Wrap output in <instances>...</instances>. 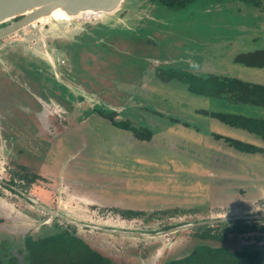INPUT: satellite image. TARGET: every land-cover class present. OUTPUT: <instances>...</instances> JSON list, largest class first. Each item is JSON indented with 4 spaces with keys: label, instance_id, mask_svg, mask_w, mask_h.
<instances>
[{
    "label": "rangeland",
    "instance_id": "rangeland-1",
    "mask_svg": "<svg viewBox=\"0 0 264 264\" xmlns=\"http://www.w3.org/2000/svg\"><path fill=\"white\" fill-rule=\"evenodd\" d=\"M222 6L196 0L169 12L147 0H126L104 20L37 23L1 39L0 84L13 86L0 100V129L6 131L1 132L6 140L0 141V176L15 179L71 219L107 227L157 231L264 211V139L214 114L264 118V108L193 93L188 83L165 80L158 69L264 83V68L234 60L240 51L264 47V13L231 0ZM108 30L123 34L112 37ZM26 69L39 73L45 98L30 95L32 88L21 82ZM52 80L86 100L64 103L60 95L69 93ZM24 94L30 100L24 101ZM95 108L128 124L114 123ZM228 140L260 150H242ZM18 174L39 178L29 183ZM114 208L144 213L128 219ZM67 225L48 220L41 209L0 186V239L15 247L25 235ZM75 229L115 264H160L189 254L196 244H218L200 240L194 228L157 238ZM249 243L232 235L221 244L235 250Z\"/></svg>",
    "mask_w": 264,
    "mask_h": 264
},
{
    "label": "trees",
    "instance_id": "trees-1",
    "mask_svg": "<svg viewBox=\"0 0 264 264\" xmlns=\"http://www.w3.org/2000/svg\"><path fill=\"white\" fill-rule=\"evenodd\" d=\"M196 0H150L161 8L169 10H181L193 5ZM202 1V0H199ZM219 3L220 7L226 0H213ZM239 2L244 7L253 9L259 13H264V0H231ZM228 4V3H227ZM229 10V9H228ZM262 15V14H261ZM110 33V30H108ZM115 32V31H112ZM238 63L251 67L264 68V47L238 52L234 56ZM163 79H177L189 84V90L208 96H224L228 101L240 105L264 108V83L253 82L235 76L193 73L185 69L167 67L163 71ZM94 112L101 114L107 119H113L114 123L120 122L127 125L126 121H115L116 119L108 112H103L101 108H95ZM230 124L240 126L264 139V118L256 116H246L243 114L214 113ZM128 120V119H127ZM128 129H133L128 126ZM132 131V130H131ZM147 132V130H145ZM134 134L143 132L133 129ZM230 144L247 151H259V147L245 144L239 140H228ZM29 183L34 182L39 177L35 174L21 175ZM144 212L135 209H126L122 214L127 218L141 216ZM70 225L55 231L49 235H25L22 241L20 253L24 252L23 264H115L113 258L102 253L100 247L87 243L80 237L75 229L71 230ZM194 235L202 241L218 242L214 244H196L189 254L171 258L161 259L160 264H264V245L259 244L263 237L256 233L264 230V225L246 220H236L213 225H200L193 227ZM255 233V234H253ZM250 240L253 243L246 244L239 249L231 250L221 243L229 241L232 235ZM0 264H20L18 257L7 245L3 246L0 239Z\"/></svg>",
    "mask_w": 264,
    "mask_h": 264
},
{
    "label": "water",
    "instance_id": "water-1",
    "mask_svg": "<svg viewBox=\"0 0 264 264\" xmlns=\"http://www.w3.org/2000/svg\"><path fill=\"white\" fill-rule=\"evenodd\" d=\"M126 0H0V24H4L0 27V40L6 36H9L13 33H16L19 30L25 29L29 27L31 24L35 22H40L39 20L43 17L49 18V15L55 11L56 9H60L68 16L72 18L69 20L71 22H82V21H92L85 20L83 18H78L77 16L80 14H88L93 18H101L104 20L117 11H119L125 3ZM99 17H95L98 16ZM101 15V16H100ZM48 16V17H46ZM79 19V20H78ZM0 183L5 186H8L10 189L18 193L20 196L25 198L32 205L41 209L42 211L47 212L50 217L60 219L62 222L66 224L76 225L81 228H89L91 230L110 232L115 234H123V235H131V236H139V237H150L156 238L169 234L177 233L178 231H182L188 228L200 226V225H213L215 223L227 222L230 220L236 219H249L251 218L248 215L241 216H229V217H221L216 219H206L199 220L197 222H189L180 224L165 230L157 231V232H140V231H130V230H122L115 228H108L99 225L83 223L77 221L75 219H71L61 213H59L56 209H51L44 205L41 201H39L35 196L30 195L28 192L22 190L21 188H17L0 178ZM256 218L264 217V215L254 216ZM19 263L23 264V254H16Z\"/></svg>",
    "mask_w": 264,
    "mask_h": 264
},
{
    "label": "flooded vegetation",
    "instance_id": "flooded-vegetation-1",
    "mask_svg": "<svg viewBox=\"0 0 264 264\" xmlns=\"http://www.w3.org/2000/svg\"><path fill=\"white\" fill-rule=\"evenodd\" d=\"M148 1V3L149 4H152V5H155V6H157L158 7V5L157 4H155V3H153V2H150V0H147ZM215 4V3H214ZM217 6V5H216ZM163 9H166V10H168L169 12H171V10H169V9H167V8H163ZM148 21H150V22H153V20H150V19H148ZM85 23H87V22H89V21H84ZM39 24H42V22H38ZM5 24V23H4ZM4 24H0V27L1 26H3ZM36 24L37 23H33V24H31L30 26H36ZM49 24V23H48ZM146 28V27H145ZM150 27H148V28H146V29H149ZM150 30V29H149ZM112 31H115V32H112ZM102 30H100V31H97L96 33H98V34H102ZM149 32V31H148ZM114 33H117V34H123V32H120V31H117V30H110V33H108V31H107V33L106 34H112V37H113V35H114ZM150 33V32H149ZM90 35H92V33L91 34H87L85 37L86 38H90ZM145 37L147 38L148 37V34L147 35H145V36H142V37H139L141 40H144L145 39ZM85 41V40H84ZM86 43V42H85ZM67 46V45H66ZM75 48H78V46L76 45L75 46ZM58 50H61V49H58ZM77 52V51H76ZM76 52H75V54H76ZM35 64V63H34ZM167 67H169V66H163V67H158V69L159 70H161V72L163 73V71L165 70V68H167ZM32 75H34V77H31ZM38 75H39V73L37 72V70H34V71H32V70H25V74H24V76H22V78L24 77V81L22 80L21 82H23L24 84H27V86L29 87V88H32V90H28L29 92H30V95H32V93H36V94H38V95H40L41 97H43V98H45L44 97V95H45V93H46V87L43 85V83H42V81L39 79V77H38ZM70 78L71 79H76V77H74V76H70ZM39 80V81H38ZM72 82H74V81H72ZM52 83H55L56 85H58L60 88H61V91H62V89H66V91L69 93V95H65L64 93H62L60 96L62 97V101L65 103H69L72 99H74V98H76V102H78L79 103V101H81V102H84L86 99V96L85 95H83V94H77L76 95V97L74 96V94L70 91V90H68L67 89V86L65 85H61V84H59L58 83V81H55V80H52ZM2 85H4V87L3 88H0V100L2 99V97H5V95H4V93L10 88V90H11V87L13 86V84H10V81H3V84H0V87L2 86ZM38 85H39V88H41V90H37L36 88H38ZM17 86L15 85V88H16ZM18 89H21L20 87H17ZM76 88V87H75ZM10 90H9V92H10ZM44 90V91H43ZM25 91H26V89H25ZM35 91V92H34ZM40 91V92H39ZM56 91L57 90H55L54 91V93H53V95H56L55 93H56ZM8 92V91H7ZM8 92V93H9ZM13 92H15V93H18L19 94V92L18 91H16L15 89L13 90ZM15 93H14V95H15ZM40 93H43V95L42 94H40ZM9 96H11V95H9ZM67 98H66V97ZM24 101H27V99L28 98H30V96H29V94H27V99H26V96H25V94H24ZM46 99L48 100V96L46 97ZM28 100H30V99H28ZM31 100H35V102H37L36 101V98L35 97H33V96H31ZM4 120V116L2 115L1 116V120L0 121H3ZM117 121H120V120H117ZM1 132H5V134H6V131L4 130V131H2L1 129H0V141H3V140H6V138H2L1 136ZM4 134V135H5ZM2 149L4 150V151H6L5 149L6 148H3L2 147ZM18 175H20V174H18ZM20 177H21V175H20ZM0 178L3 180V181H5V182H7V183H9V184H11V185H13V186H16L17 188H21V186H19L18 185V183H16V180L15 179H13V180H11V179H6L5 177H3L2 175L0 176ZM22 179H24V178H22L21 177V180ZM0 186L3 188V189H7V190H9L10 192H12V193H14V194H16V195H18V196H20L18 193H16L15 191H13L12 189H10L8 186H5V185H3L2 183H0ZM23 187V186H22ZM22 190H24L23 188H21ZM62 189H60L59 191H60V197H59V194L57 195V197H58V200H59V204H60V200H61V193H64L63 191H61ZM24 191H26V190H24ZM89 191H90V189H89ZM27 192V191H26ZM21 198H23L22 196H20ZM25 199V198H24ZM26 200V199H25ZM27 201V200H26ZM30 203V202H29ZM45 205V204H44ZM34 206V205H33ZM47 206V205H46ZM36 207V206H35ZM48 207V206H47ZM37 208V207H36ZM50 208V207H49ZM39 209V208H38ZM51 209H56L57 211H58V209H57V207H55V208H51ZM264 209V208H263ZM112 210H115V212H117V213H119L120 215H122V216H124V214H122V211H124V210H119V209H112ZM255 210H258V209H255ZM44 213H46L47 214V216H48V220L49 219H52L53 221L54 220H60V219H57V218H53V217H50V215L47 213V212H45V211H43ZM59 212V211H58ZM60 213V212H59ZM258 215H264V211L262 210V212H259V211H257V212H255L254 214H252V215H248V216H250L251 218H249V219H236V220H246V221H248V222H250V223H252L253 221L254 222H257V223H260V224H262V225H264V217H261V218H256V217H254V216H258ZM233 216H236V215H233ZM241 216V215H240ZM126 217V216H125ZM137 217H139V216H137ZM131 219L132 218H134V217H130ZM130 218H128V219H130ZM149 218V217H148ZM75 220H77V219H75ZM146 220V219H145ZM236 220H230V221H236ZM61 221V220H60ZM77 221H80V222H83V223H86L85 221H81V220H77ZM194 222H197V221H194ZM227 222H229V221H227ZM46 223V221H44V222H42V224H45ZM90 224V223H89ZM183 224V223H182ZM68 225H70V226H72V228H81V227H79V226H76V225H71V224H68ZM95 225V224H94ZM97 225V224H96ZM178 225H180V224H178ZM99 226H102V225H99ZM174 226H177V225H174ZM174 226H170V227H167V228H165V229H168V228H171V227H174ZM103 227H107V226H103ZM108 228H115V229H122L123 230V228H119V227H108ZM193 228V227H192ZM192 228H188V229H192ZM60 228H57V229H55V230H53V231H49V232H47V233H44V234H42V235H49V234H52V233H54L55 231H58ZM82 229H85V230H91V229H89V228H82ZM165 229H161V230H165ZM124 230H130V231H140V232H157V231H161V230H157V231H153V230H131V229H124ZM185 230H187V229H185ZM75 231H76V229H75ZM92 231H96V230H92ZM99 232H103V231H99ZM178 232H180V231H178ZM104 233H109V234H115V233H110V232H104ZM253 234H255V233H253ZM258 236H261V237H263V240H260L259 242L260 243H263L264 244V230L263 231H261V232H257L256 233ZM116 235H121V234H116ZM121 236H131V235H121ZM253 236L254 235H252V238H251V241L253 242L254 241V238H253ZM25 237V236H24ZM23 237V238H24ZM133 237H138V238H148V237H139V236H133ZM150 238V237H149ZM157 238V237H156ZM22 241H23V239H21ZM22 241L20 242V244H17L15 247H14V245H12L10 242H7V241H2V245L4 246H6L7 244H11V246H10V244H9V248L12 250V251H14V249H16L15 251H14V253H15V255L16 254H19L20 253V248L23 246L22 245ZM250 241V240H249ZM0 242H1V240H0ZM252 244V243H251ZM262 245V244H261ZM7 247H8V245H7ZM22 254H23V259H24V252H22ZM16 257H17V255H16ZM171 259V258H170ZM23 262H24V260H23Z\"/></svg>",
    "mask_w": 264,
    "mask_h": 264
},
{
    "label": "bare ground",
    "instance_id": "bare-ground-1",
    "mask_svg": "<svg viewBox=\"0 0 264 264\" xmlns=\"http://www.w3.org/2000/svg\"><path fill=\"white\" fill-rule=\"evenodd\" d=\"M57 13L61 14V16H58ZM46 17H48V16H46ZM77 17L78 18H83L85 20H98V19L104 18V17H100V18L90 17V19H89V15L88 14H80ZM95 17H99V15L95 16ZM59 18H61L62 20H60ZM69 20H72V18L70 16H68L66 13H64L60 9H56L55 11H53L49 15V18L43 17L39 21L42 22V23H49L50 25H54L55 23L59 25V24H69L71 22ZM35 23H38V22H35Z\"/></svg>",
    "mask_w": 264,
    "mask_h": 264
},
{
    "label": "crops",
    "instance_id": "crops-1",
    "mask_svg": "<svg viewBox=\"0 0 264 264\" xmlns=\"http://www.w3.org/2000/svg\"><path fill=\"white\" fill-rule=\"evenodd\" d=\"M64 90V89H63ZM107 109H110L111 111L113 110L112 108L106 107ZM108 111V110H107Z\"/></svg>",
    "mask_w": 264,
    "mask_h": 264
},
{
    "label": "clouds",
    "instance_id": "clouds-1",
    "mask_svg": "<svg viewBox=\"0 0 264 264\" xmlns=\"http://www.w3.org/2000/svg\"><path fill=\"white\" fill-rule=\"evenodd\" d=\"M223 223V222H222Z\"/></svg>",
    "mask_w": 264,
    "mask_h": 264
}]
</instances>
